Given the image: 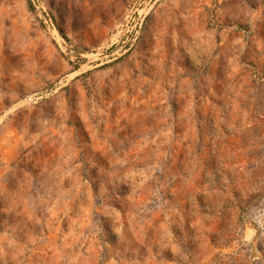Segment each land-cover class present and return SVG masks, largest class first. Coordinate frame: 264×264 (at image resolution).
Masks as SVG:
<instances>
[{"label": "rangeland", "instance_id": "obj_1", "mask_svg": "<svg viewBox=\"0 0 264 264\" xmlns=\"http://www.w3.org/2000/svg\"><path fill=\"white\" fill-rule=\"evenodd\" d=\"M0 264H264V0H0Z\"/></svg>", "mask_w": 264, "mask_h": 264}]
</instances>
